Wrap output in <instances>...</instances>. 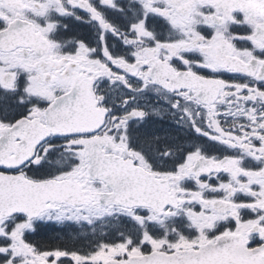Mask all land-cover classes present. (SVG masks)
<instances>
[{"label": "snow or ice", "instance_id": "obj_1", "mask_svg": "<svg viewBox=\"0 0 264 264\" xmlns=\"http://www.w3.org/2000/svg\"><path fill=\"white\" fill-rule=\"evenodd\" d=\"M0 264H264V0H0Z\"/></svg>", "mask_w": 264, "mask_h": 264}]
</instances>
